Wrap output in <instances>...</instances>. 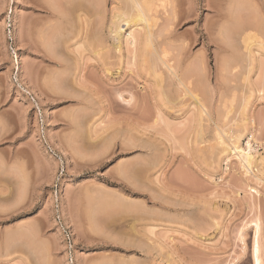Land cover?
Segmentation results:
<instances>
[{
  "label": "rangeland",
  "instance_id": "rangeland-1",
  "mask_svg": "<svg viewBox=\"0 0 264 264\" xmlns=\"http://www.w3.org/2000/svg\"><path fill=\"white\" fill-rule=\"evenodd\" d=\"M46 2L0 0V264H254L259 219L264 264V90L255 88L246 110L245 67L225 66L249 47L264 60V0H179L178 18L163 15L173 28L167 48L180 85L135 61L125 44L122 58L85 51L81 59L78 10L67 7L71 28L77 25L69 40ZM123 28L126 36L131 28ZM64 58L84 70L63 69ZM194 64L199 69L190 70ZM188 90L212 120H198ZM231 99L233 122L219 116ZM244 115L254 116L261 140L251 141L256 175L217 145L219 136L241 131ZM220 127L227 134L216 133ZM252 132L241 138L246 150ZM212 143L220 149L209 150ZM58 190L73 246L60 225Z\"/></svg>",
  "mask_w": 264,
  "mask_h": 264
},
{
  "label": "bare ground",
  "instance_id": "bare-ground-1",
  "mask_svg": "<svg viewBox=\"0 0 264 264\" xmlns=\"http://www.w3.org/2000/svg\"><path fill=\"white\" fill-rule=\"evenodd\" d=\"M177 0H47V9H48V12H51L53 14V18L56 16V18H59V22L60 24H58L59 26H57L58 30H66L62 33H67V35L65 36L64 34L58 32L57 30V34L56 35H59V37L57 38H69L70 36V32L73 31L72 33H75L76 31V27L77 25L79 24V28L77 27V31L75 33V37H77L76 39V42L77 43V47H76V54L78 55L79 53V57H81V59L83 58L82 57V53L85 51L87 52H90V53H93L95 55H106L105 57H108V53L112 52V54L110 55H113V52L115 53H118L117 55H119L120 58L123 57V48H124V44L126 45L127 47V51L131 52V54L133 55V59L136 61V59H139L141 58L142 61H143V66L147 69H151V70H154L156 73L157 71L159 72H165L164 75L168 74L170 75V77L172 79H174V81H178L179 84L177 82L178 85L180 84H184L185 80L182 79L183 77H181V75L179 74V67L180 65L178 64H174L172 62V60L170 61L169 60V52L170 50H168V43L171 42L169 40L170 36V32L171 29L170 27V22L168 21L169 20V16H168V20H165L167 18H165V16L163 15H167L169 13H173L171 15H174V12L176 13L177 10L176 9V6H177V9L179 8L178 7V3H179V0L176 2ZM211 1V0H210ZM241 1V0H240ZM209 2V1H208ZM207 2V3H208ZM214 2V1H213ZM245 2V1H244ZM177 3V5H176ZM112 6H111V5ZM233 4V2H232ZM230 3V5H232ZM241 5V3H239ZM244 4V3H243ZM246 4V2H245ZM254 4V3H253ZM109 5H110V8H109ZM215 5V4H214ZM219 4H217L218 6ZM247 5V4H246ZM260 5V4H259ZM68 6H72L74 7V9L76 8L78 11V18L73 16V18H77L78 22H77V25L75 28H71L72 26V23L70 22L71 18L69 17L70 15V7ZM182 6V4L180 5ZM208 6V5H207ZM222 6V5H221ZM224 6V5H223ZM226 6V5H225ZM227 6H228V1H227ZM66 7V8H64ZM67 7L69 8L67 10ZM213 7V6H212ZM234 7V5L232 6ZM230 7V8H232ZM240 7V6H238ZM247 7V6H246ZM262 7V6H261ZM181 8V7H180ZM225 8V7H224ZM243 8V7H242ZM241 8V9H242ZM253 8H254V5H253ZM258 8L257 7V11H258ZM46 9V8H45ZM65 9L67 11H65ZM72 9V8H71ZM70 9V10H71ZM76 9L74 10V12L76 11ZM215 9V8H214ZM219 9V8H217ZM221 9V8H220ZM238 9V8H236ZM255 9V8H254ZM175 10V11H174ZM260 10V9H259ZM69 11V12H68ZM92 11H95L96 13H93ZM173 11V12H171ZM219 11V10H218ZM92 12V14H90ZM221 12V11H220ZM226 12V11H224ZM233 12V11H232ZM67 13H69L67 15ZM222 13L223 11L221 12V16H222ZM261 13V12H260ZM258 13V14H260ZM227 14V13H226ZM225 14V15H226ZM232 14V13H231ZM235 14V13H234ZM237 14V13H236ZM251 14V13H250ZM55 15V16H54ZM73 15V14H72ZM71 15V16H72ZM176 15H178L177 13L175 14V17H177ZM229 15V13L227 14V16ZM248 15V14H247ZM261 15V14H260ZM217 16V15H216ZM238 16V15H237ZM67 17V19H66ZM171 17V16H170ZM174 17V16H173ZM225 17V16H224ZM246 17V16H245ZM254 17V16H253ZM252 17V18H253ZM257 17V16H256ZM260 17V16H259ZM258 17V18H259ZM163 18V21L161 24H159L161 21V19ZM178 18V17H177ZM220 18V17H219ZM227 18V17H225ZM236 18V16H235ZM240 18V17H238ZM247 18V17H246ZM261 18V17H260ZM70 19V20H69ZM73 19V20H75ZM176 19V18H175ZM255 20H257L256 18H254ZM264 19V17H263ZM76 20V21H77ZM177 20V19H176ZM229 20V19H228ZM235 20V19H234ZM233 20V21H234ZM241 20V19H240ZM248 20H251L249 22V24H254V23H257V22H254L253 19H250V17L248 18ZM260 20V19H259ZM258 20V21H259ZM68 21V22H67ZM72 21V20H71ZM75 21V22H76ZM160 21V22H159ZM171 21V19H170ZM173 21V20H172ZM171 21V23H172ZM175 21V20H174ZM243 21V20H242ZM241 21V22H242ZM261 21V20H260ZM74 22V23H75ZM169 22V23H168ZM244 22V21H243ZM242 22V23H243ZM260 23H263L262 21ZM63 24V26H62ZM223 24V23H222ZM235 24V23H234ZM244 24V23H243ZM71 25V26H70ZM128 26V28H131L130 32L125 36V33H127L126 31H124V26ZM246 25V24H245ZM173 26V25H172ZM247 26V25H246ZM252 26V25H250ZM56 27V26H55ZM63 27V28H62ZM134 27V28H133ZM136 27V28H135ZM224 27V26H222ZM230 27V25L228 26ZM233 27V26H232ZM231 27V29H232ZM243 27V26H242ZM249 27V26H248ZM224 28H226V31H227V27L225 26ZM223 28V29H224ZM54 29V28H53ZM75 31H74V30ZM246 29V28H245ZM258 29H260L258 27ZM56 30V29H55ZM222 30V29H220ZM43 31V30H42ZM49 31H50V28H49ZM48 31V32H49ZM53 31V30H52ZM176 31V30H175ZM174 31V32H175ZM213 32V30H210V32ZM223 31V30H222ZM225 31V30H224ZM225 31V32H226ZM239 32V30H236ZM235 31V32H236ZM241 31V30H240ZM262 31V30H261ZM173 32V30H172ZM208 32V31H207ZM209 32V33H210ZM47 33V32H46ZM50 33V32H49ZM224 33V32H223ZM228 33V32H227ZM242 33V32H241ZM249 34H251L250 32H248ZM52 34V33H50ZM54 34V33H53ZM173 34V33H171ZM208 34V33H207ZM218 34V33H217ZM233 34V33H232ZM235 34V33H234ZM63 35V37L61 36ZM212 35V34H211ZM225 35V34H224ZM239 34H237L236 36L238 37ZM244 35V34H243ZM40 39L42 41V32H40ZM55 36V35H54ZM210 36V34H209ZM245 36V35H244ZM44 37V36H43ZM47 37V36H46ZM46 37H44L46 39ZM48 37H50L48 35ZM51 37L53 38V36L51 35ZM75 37H72V39L75 40ZM174 37V36H173ZM176 37V36H175ZM210 38V37H208ZM233 38V37H232ZM234 38H235V35H234ZM39 39V40H40ZM44 39V40H45ZM56 39V38H55ZM61 39V40H62ZM169 39V40H168ZM174 39V38H173ZM218 39V38H217ZM236 39V38H235ZM240 39V37H239ZM244 39V37H243ZM247 39V37H246ZM49 39H47L48 41ZM68 41V39H66ZM65 40V41H66ZM70 40V38H69ZM228 40V39H226ZM51 41V39H50ZM55 41V40H54ZM60 41V40H59ZM63 41V40H62ZM64 41V42H65ZM169 41V42H168ZM222 41V40H221ZM69 42V41H68ZM225 42V41H224ZM228 42H231V39L230 41ZM42 43H46V42H42ZM52 43V42H51ZM58 43V42H56ZM55 43V44H56ZM61 43V41H60ZM226 43V42H225ZM237 43V42H236ZM262 43V42H261ZM259 44V49H260V46L262 48V44H263V48H264V43L262 44ZM48 44V42H47ZM50 44V43H49ZM48 44V45H49ZM68 44V43H67ZM171 44V43H170ZM234 44V43H233ZM51 45H54V44H51ZM64 45V43H63ZM75 45V44H74ZM232 45V43H231ZM230 45V47H231ZM238 45V44H237ZM55 46V45H54ZM58 46H61V45H58ZM171 46V45H170ZM233 46V45H232ZM240 46V45H239ZM238 46V47H239ZM49 47V46H48ZM56 47V46H55ZM64 47V46H62ZM67 47V46H66ZM65 47V48H66ZM245 47V46H244ZM249 47V46H248ZM50 48V47H49ZM52 48V47H51ZM50 48V53H54L56 51H52V49ZM58 48V47H57ZM236 48V47H235ZM241 48V47H239ZM246 48V47H245ZM238 49V48H237ZM235 49V51L237 50ZM243 49V48H242ZM248 49V52L246 53H243L241 55V52H243L241 49V52L240 54L238 52H232L234 55L230 56L232 58H228L227 60L225 59L226 61V64L225 66H227V68L229 69H237L238 67L240 68L242 66V71L241 72H244L243 70L245 69L246 73H247V76L245 77V80L246 78H249L248 79V84H250L252 87L251 89H249L250 92H244L243 88L240 89V92L241 90L245 93L244 94V102L242 103V107L246 108V106L248 105V101L249 100V97H251L253 95V92L255 90V88L257 89V87L259 88V90H264V60L262 58H260V60L263 62L261 63L259 59V57L257 58L256 57V53H255V49H253L252 47H249L247 48ZM74 51V53H75ZM70 52V51H69ZM72 52V51H71ZM78 52V53H77ZM49 53V54H50ZM81 53V54H80ZM102 53V54H101ZM258 53V52H257ZM57 54V53H56ZM61 54V53H60ZM58 55V54H57ZM108 55V56H107ZM231 55V54H230ZM53 57V55H51ZM56 56V55H55ZM60 56V55H59ZM58 56V57H59ZM84 56V55H83ZM103 56V57H104ZM62 57V55H61ZM64 57V56H63ZM118 57V56H116ZM264 57V56H263ZM57 58V57H55ZM66 58V56H65ZM64 58V59H65ZM68 58V57H67ZM74 58H77L78 57H74ZM72 59V58H71ZM231 59L235 62H232ZM60 60V59H59ZM79 60V59H78ZM260 61L261 65L259 64V66H257V63L258 61ZM63 61V59H62ZM204 61V60H203ZM202 61V62H203ZM224 61V63H225ZM228 61V62H227ZM73 62V60H72ZM71 62V63H72ZM77 62V63H76ZM76 62H74V65L73 63L70 65V62L66 61V59L63 61V63H61L64 68H71V70L75 69V70H78V71H81V70H84V68L81 66L80 62L76 60ZM232 62V63H231ZM180 63V62H179ZM199 63V62H198ZM204 63V62H203ZM200 62V64H203ZM223 63V62H221ZM228 63V64H227ZM233 63H235V65H233ZM192 64V63H191ZM232 64V65H230ZM60 65V66H61ZM206 65V64H205ZM239 65V66H238ZM142 66V68H143ZM192 66H194V68H191ZM190 67V70L192 69H195V66L198 67L199 69V66L194 64ZM204 66V65H203ZM231 66V67H230ZM188 67V66H186ZM185 67V68H186ZM197 67H196V70H197ZM202 67V66H201ZM200 67V69H202ZM237 67V68H236ZM245 67V68H244ZM207 69V67H204ZM202 69L203 71L205 69ZM224 68V67H223ZM244 68V69H243ZM189 69V68H188ZM225 69V68H224ZM223 69V70H224ZM234 69V71H235ZM194 70V71H196ZM258 71V77L257 79H255V82H252L251 80V73L255 72V71ZM67 71V70H66ZM69 72H71L70 70H68ZM67 71V72H68ZM202 71V72H203ZM229 71V70H228ZM237 71H240L237 69ZM199 72V71H197ZM223 72V71H222ZM225 72V71H224ZM158 74V73H157ZM243 74V73H242ZM163 77V76H162ZM171 78H168V79H171ZM244 78V77H243ZM259 79V80H258ZM171 84V83H170ZM169 84V85H170ZM174 86V85H173ZM183 86V85H182ZM238 86L234 87L233 89L238 91L239 89L237 88ZM263 87V88H261ZM170 89V87H169ZM176 89V88H175ZM247 89V88H245ZM177 90V89H176ZM262 90V91H263ZM166 91V90H165ZM191 92V90H188ZM235 93V91H233V94ZM166 94V93H165ZM172 94V93H171ZM190 94H194L193 92H191ZM243 94V93H242ZM167 95V94H166ZM169 95V93H168ZM167 95V96H168ZM174 95V94H173ZM195 98H197V96L194 94L193 95ZM170 97V95H169ZM168 97V98H169ZM235 97V95H234ZM233 98V97H232ZM225 99V97H224ZM236 99V98H235ZM172 100V99H171ZM170 98H169V101H171ZM202 100V99H201ZM199 98L196 99V102L198 103V106L197 109L199 110V114H198V120L201 122L203 121L204 119L206 118H212L213 117V114H212V111L210 112V109L207 108V106L204 104V102H202ZM226 100V99H225ZM230 100V99H229ZM172 101H176V100H172ZM179 101V100H178ZM225 102V101H224ZM227 102V101H226ZM233 102V103H231ZM241 102H242V99H241ZM230 104H227V103H224L223 105V108H224V111L222 109L219 108V110H221V112L223 111V113L219 116H222L221 118H224L223 120H226L230 119V111L233 110L232 109V104H234V101L233 99H231V101H229ZM252 103V102H251ZM223 104V103H222ZM243 108H242V113H243ZM249 111V110H248ZM234 112V111H233ZM218 112H216L217 114ZM244 113H245V110H244ZM243 113V114H244ZM237 116L238 114L235 113ZM242 114V115H243ZM231 115H232V112H231ZM234 115V114H233ZM232 115V116H233ZM219 116L216 117V125H217V128H219V123L220 121L219 120ZM236 116V117H237ZM251 117L247 116L245 117H242V119H240V122L242 120V123L239 124L237 121L238 118H235L234 116L232 117V119H237L235 121H237L236 123L240 125V127L242 128L241 131L238 133L236 132H233V134L230 133V135L228 136V140H224L222 137L223 136H219V141L217 142V145H220L222 149V151L224 150L226 153L228 152V154H231L232 152L234 154H237L238 155V158H239V161L241 163V167L244 169L245 173H249V172H252L255 174L254 172V167L257 163V157L256 155L253 153V145H252V140L256 141V142H260L257 137V128H256V120L254 118V116L250 115ZM239 117V116H238ZM220 118V120H221ZM240 118V117H239ZM212 120V119H211ZM231 120V119H230ZM205 121V120H204ZM222 121V120H221ZM228 121V120H226ZM232 121V120H231ZM215 122V121H214ZM233 122V121H232ZM235 123V124H236ZM227 124V123H226ZM215 125V126H216ZM224 125V124H223ZM232 125V124H231ZM234 125V124H233ZM167 126V125H166ZM221 126V125H220ZM228 126V124H227ZM224 125V127H227ZM168 127V126H167ZM224 127H220V130L221 129H224L225 131V128ZM239 127V129H240ZM228 128V127H227ZM226 128V129H227ZM234 128V127H233ZM237 128V127H236ZM251 129L254 130V132L251 133V137L249 138L248 140V150H246L245 148H242L241 147V138L243 136V133L245 132H249V130L251 131ZM200 130H201V127H200ZM216 130V129H215ZM219 130V129H218ZM219 130V132H220ZM203 131V129L201 130ZM223 130H221V132L219 133L218 131L216 133L218 134H221L222 132L224 133ZM227 132V131H226ZM225 132V133H226ZM224 133V134H225ZM236 133V134H235ZM227 134V133H226ZM202 135V134H201ZM217 135V134H216ZM222 135V134H221ZM226 136V135H225ZM227 137V136H226ZM227 141L230 143H227ZM230 144V146H229ZM142 145V144H141ZM217 145L215 144H210L207 146V148L209 150H213L214 149L216 150L217 148ZM143 146V145H142ZM145 147V146H144ZM219 148V147H218ZM217 148V149H218ZM220 149V148H219ZM211 153V152H210ZM214 154V153H213ZM227 154V155H228ZM232 154V155H234ZM231 157V156H230ZM229 158V157H228ZM258 179L260 178L259 176L257 177ZM261 180V179H259ZM260 219L259 220H256L255 222H252L254 223V225L256 226V233H255V242H254V250H253V253H254V264H262V255H261V242H260V230H261V225H260ZM152 230V229H151Z\"/></svg>",
  "mask_w": 264,
  "mask_h": 264
},
{
  "label": "built area",
  "instance_id": "built-area-1",
  "mask_svg": "<svg viewBox=\"0 0 264 264\" xmlns=\"http://www.w3.org/2000/svg\"><path fill=\"white\" fill-rule=\"evenodd\" d=\"M14 2H15V0H12V3H14ZM8 24H9V28L8 29L11 32L12 28L14 27L12 19H10V21L8 22ZM57 201H58L57 206H58V209H59V215L58 216H59V218L61 220L60 225H61V227L63 229L64 237H65L66 241L71 246H73V244H72V241H73V232L70 229V227L68 226V224L63 221L64 218L62 219V217H61V216H63L62 215L63 214V208H62V202L63 201H62V192H61V190H58L57 191ZM72 263L74 264V260H72Z\"/></svg>",
  "mask_w": 264,
  "mask_h": 264
}]
</instances>
